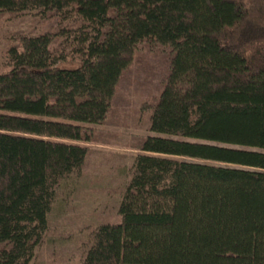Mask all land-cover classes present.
<instances>
[{"label":"trees","instance_id":"trees-1","mask_svg":"<svg viewBox=\"0 0 264 264\" xmlns=\"http://www.w3.org/2000/svg\"><path fill=\"white\" fill-rule=\"evenodd\" d=\"M72 25L21 35L0 70V264H29L86 125L147 41L169 50L117 205L78 264H264V0H0Z\"/></svg>","mask_w":264,"mask_h":264},{"label":"rangeland","instance_id":"rangeland-1","mask_svg":"<svg viewBox=\"0 0 264 264\" xmlns=\"http://www.w3.org/2000/svg\"><path fill=\"white\" fill-rule=\"evenodd\" d=\"M72 25L55 14L38 10L0 12V70L5 50L21 35L56 33ZM70 41L56 33L51 46L71 58ZM169 50L151 42L136 46L130 64L119 76L102 123L86 125L90 142L81 169L62 180L47 213V227L29 264H78L90 244L89 233L101 223L119 220L117 205L130 176L133 157L141 153L139 141L148 130L150 106L157 98L168 70Z\"/></svg>","mask_w":264,"mask_h":264}]
</instances>
